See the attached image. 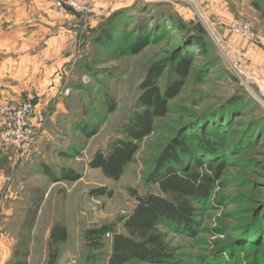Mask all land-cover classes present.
Returning <instances> with one entry per match:
<instances>
[{
    "label": "rangeland",
    "instance_id": "1",
    "mask_svg": "<svg viewBox=\"0 0 264 264\" xmlns=\"http://www.w3.org/2000/svg\"><path fill=\"white\" fill-rule=\"evenodd\" d=\"M32 1L0 0V90L10 92L0 95V103H22L30 96L37 116L45 121L27 160L0 148V264H48L55 225L66 229L67 239L57 248L54 264H107L109 236L104 249L91 252L84 232L103 225H115L122 232L119 221L136 205L131 191L143 195L153 190L147 179L157 160L167 146L183 137L189 138L185 143L191 156L178 155L186 169L191 170L197 158L224 166L208 198L193 204V235L160 227L175 262L254 264L258 259L264 264V229L258 238L249 236L264 224V0H174L160 7L140 6L108 25L109 39L101 28L95 30L108 18L107 0H96L97 10L91 15L68 13L80 21L77 38L68 69L52 70L50 78L34 71L36 77L19 65H5V60L18 58L6 50L12 46V32L38 25V17L31 16ZM50 1L51 13L45 16L52 17L54 30L64 17L54 13ZM92 19L98 20L93 28ZM235 20L251 23L257 44L229 33ZM158 22L165 30L154 28ZM174 25H183L185 33ZM144 28L155 39L140 54L116 52V45L123 41L126 46ZM185 35L202 37L206 50L202 53L190 42L182 44L184 56L193 58L192 67L179 95L168 102L166 116L154 120L153 133L140 143L117 181L90 169L94 155L122 139L123 125L140 111L139 86L148 69L168 61ZM170 65L157 80L160 93L171 78ZM234 99L237 104L228 108ZM107 102L113 107L110 113ZM84 125L87 132L96 131L92 137L81 132L79 127ZM199 140L215 144L216 154L202 157L196 146ZM62 170L73 171L80 179L51 183L49 174L58 178ZM98 189L104 194L92 196ZM19 253L24 256L18 258Z\"/></svg>",
    "mask_w": 264,
    "mask_h": 264
},
{
    "label": "trees",
    "instance_id": "2",
    "mask_svg": "<svg viewBox=\"0 0 264 264\" xmlns=\"http://www.w3.org/2000/svg\"><path fill=\"white\" fill-rule=\"evenodd\" d=\"M151 6L156 5L145 4L142 8ZM157 6L160 7L161 5ZM122 15H124V12L119 15L114 14L112 17L105 19L104 24L99 25L95 30L98 31L101 28L106 38H111L108 25L117 22H114V18L118 17L119 20ZM159 22L156 23L154 28L161 27L160 30H165L166 27ZM174 26L185 33L183 25ZM95 30L92 32L94 33ZM147 30V28L140 29V33L126 46L122 45L124 44L123 41L122 44L116 45V52L123 56L140 54L155 39L153 32ZM99 39L102 40L101 37ZM187 42H190L198 52L204 53L206 50L202 37H188L185 35L184 41H180L168 61H159L148 69L143 82L139 86L140 95L136 104L140 111L132 113L123 125L122 139L111 142L105 153L99 151L94 155L89 163L90 169L100 170L106 178L113 181H117L122 176L124 168L133 161L140 143L153 133L154 120L166 116L168 102L176 98L183 88L193 62L192 57L184 56L185 54L182 52V44H188ZM170 63L171 78L163 93H160L156 85L157 80L167 64ZM237 102L238 99L230 101L228 108L237 104ZM107 103V112L110 113L113 111V107L112 104ZM79 128L86 138L92 137L96 132L94 129L87 132V126L85 125ZM250 131L251 127L246 133L247 137ZM188 139L183 137L179 141L175 140L164 149L156 162L154 170L147 179L150 185L148 188L154 187L153 190H148L143 195L131 191V196L134 197L136 205L128 216L119 221L122 232H117L115 225H103L84 232V242L88 250L99 252L104 249L105 237L108 235L110 239H108L107 264H177L174 255L165 242L160 227L193 235L196 227L194 221L196 211L193 204L201 203L208 198L210 189L220 177L224 166L223 162L214 166L213 162H204L202 159L197 158L194 160V167L191 170L186 169L178 154L191 156L189 145L185 143ZM196 146L202 153V157L216 154L215 144L199 140ZM203 169L206 170L204 174L199 171ZM49 178L51 183H74L80 179V175L70 170H62L60 177L57 178L49 174ZM95 194L103 195L104 190L98 189L91 193L92 196ZM261 229H264V224L262 228L260 227V229H256L252 234H249V236H253L250 238H258ZM66 239V229L63 226L55 225L49 237L48 264L56 262L57 248ZM22 256L24 255L17 254L18 258ZM233 256L234 254L231 253L230 257L233 258ZM257 260L254 264H259ZM16 264H19V262Z\"/></svg>",
    "mask_w": 264,
    "mask_h": 264
},
{
    "label": "crops",
    "instance_id": "3",
    "mask_svg": "<svg viewBox=\"0 0 264 264\" xmlns=\"http://www.w3.org/2000/svg\"><path fill=\"white\" fill-rule=\"evenodd\" d=\"M105 0H100L102 3ZM174 0H107L106 4L108 5L109 15L108 18L112 17L114 14H120L125 12H133L140 6L145 4L150 5H161L169 3ZM33 14L31 16L38 17V25H33L30 29L18 30L12 32V46L8 48L7 53H14L15 59L5 60L6 68H16L19 65V68H24L26 71H33L32 74L36 77L37 73L43 78L52 76L51 71H60L61 69H68L70 56L69 53L74 44V39L77 38L76 32L80 21L76 17L69 15L61 18L59 23L60 27L58 29H52L51 16L48 18L45 16V13H51L52 3L50 0H33ZM35 9V10H34ZM139 9V8H138ZM44 15H41L43 14ZM22 17V16H21ZM41 17V18H40ZM117 17V16H116ZM34 19V20H36ZM118 20L114 18V22ZM98 20L92 19L90 25L96 27ZM17 27L16 25L13 27ZM33 28V29H32ZM18 39V40H16ZM27 39V41H26ZM22 40V41H20ZM34 71H38L35 72ZM61 74V73H59ZM41 78V77H40ZM56 80L54 81V86L56 85ZM54 89V88H53ZM9 92V90L2 88L0 90V95L4 96V93ZM13 94H17L16 91H11ZM12 96V95H11ZM14 97V96H13ZM49 97V96H48ZM47 95L45 98V102ZM44 101V100H42ZM49 101V100H48ZM39 108L45 105H38ZM40 110V109H39ZM1 180V177H0ZM57 182L54 184H59ZM1 181H0V191H2Z\"/></svg>",
    "mask_w": 264,
    "mask_h": 264
},
{
    "label": "built area",
    "instance_id": "4",
    "mask_svg": "<svg viewBox=\"0 0 264 264\" xmlns=\"http://www.w3.org/2000/svg\"><path fill=\"white\" fill-rule=\"evenodd\" d=\"M53 10L57 16L65 17L69 12L91 15L95 13L96 0H53ZM100 11L102 9L99 8ZM229 33L257 44L253 27L248 21L235 20L229 25ZM44 119L37 116L33 98L22 103H0V148L13 153L20 161H25L40 140L44 129Z\"/></svg>",
    "mask_w": 264,
    "mask_h": 264
}]
</instances>
